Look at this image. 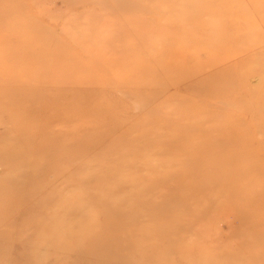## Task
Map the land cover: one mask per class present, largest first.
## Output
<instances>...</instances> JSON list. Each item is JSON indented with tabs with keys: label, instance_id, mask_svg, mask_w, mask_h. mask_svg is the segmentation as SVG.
I'll return each instance as SVG.
<instances>
[{
	"label": "rangeland",
	"instance_id": "obj_1",
	"mask_svg": "<svg viewBox=\"0 0 264 264\" xmlns=\"http://www.w3.org/2000/svg\"><path fill=\"white\" fill-rule=\"evenodd\" d=\"M0 264H264V0H0Z\"/></svg>",
	"mask_w": 264,
	"mask_h": 264
}]
</instances>
